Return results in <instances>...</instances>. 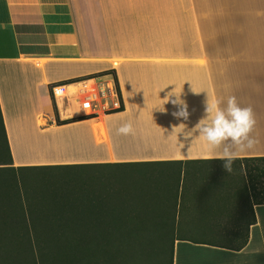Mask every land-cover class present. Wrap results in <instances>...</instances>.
<instances>
[{
  "label": "crops",
  "instance_id": "0c3cea01",
  "mask_svg": "<svg viewBox=\"0 0 264 264\" xmlns=\"http://www.w3.org/2000/svg\"><path fill=\"white\" fill-rule=\"evenodd\" d=\"M109 70L117 76L124 109L58 125L51 85ZM175 87L189 105L188 121L171 115V102L166 111L156 109ZM206 95L221 108L228 96L252 107L257 143L238 158L264 156V0H0V104L14 166L173 162L169 166L183 172L210 167L205 160L218 159L217 149L195 133L190 143L171 134L173 125L190 129L203 117ZM57 105L61 120L81 115ZM99 121L108 141L95 137L92 125ZM127 122L134 134L117 133ZM70 134H84L88 142L76 156L56 158L66 141L52 139L57 156L25 159L34 147L23 144L24 138ZM219 196L191 185L162 212L161 224L167 225L155 227L181 235L173 264H264V204L254 205L256 223L246 246L233 250L214 245L210 231L244 227L252 213L244 206L226 208Z\"/></svg>",
  "mask_w": 264,
  "mask_h": 264
},
{
  "label": "trees",
  "instance_id": "16d2710c",
  "mask_svg": "<svg viewBox=\"0 0 264 264\" xmlns=\"http://www.w3.org/2000/svg\"><path fill=\"white\" fill-rule=\"evenodd\" d=\"M108 74L119 88L113 70L94 76ZM53 105L58 125L91 118L61 120L54 100ZM207 161L210 167L201 165L193 172L169 166L173 162L14 166L0 104V264H173L174 243L181 235L155 226L167 225L161 224L162 212H169L179 190L191 185L216 190L220 204L231 210L250 208L252 218L244 227L210 231L214 245L240 250L256 223L254 205L264 204V156L237 158L231 172L220 159ZM104 168L125 169L131 182L106 185L104 192L50 184L70 169H91L89 175L96 177L116 172ZM32 173H40L44 184L35 186ZM139 173L143 176L133 181L131 175Z\"/></svg>",
  "mask_w": 264,
  "mask_h": 264
},
{
  "label": "clouds",
  "instance_id": "9594fccd",
  "mask_svg": "<svg viewBox=\"0 0 264 264\" xmlns=\"http://www.w3.org/2000/svg\"><path fill=\"white\" fill-rule=\"evenodd\" d=\"M181 92H177L175 87L164 99H161L164 101L162 107L156 109L166 111L164 105L171 102L176 109L171 115L177 120L188 121L189 105L181 98ZM219 103L210 100L206 95L203 102V117L190 129L184 123L173 125L171 134L179 135L184 142L190 143L195 133L218 150L217 158L222 160L223 169L231 172L233 162L240 154L252 149L257 143L252 135L256 119L252 107L240 106L235 96L227 97L225 108H221ZM117 132L127 136L134 134V129L132 124L127 122L122 124Z\"/></svg>",
  "mask_w": 264,
  "mask_h": 264
},
{
  "label": "rangeland",
  "instance_id": "374dc122",
  "mask_svg": "<svg viewBox=\"0 0 264 264\" xmlns=\"http://www.w3.org/2000/svg\"><path fill=\"white\" fill-rule=\"evenodd\" d=\"M49 101V100H48ZM55 101V100H54ZM48 104H50V101L48 102ZM54 108V105H53ZM57 110L59 112V108L57 105ZM52 111V110H51ZM51 111H48L51 113ZM53 114L54 110H53ZM113 118L109 117L108 121L112 120ZM88 132L90 131L89 128L87 127ZM73 136H77V138H73V139H65L66 135H61V137H59V141H57L58 143H64L65 141V145H60L61 148H64L63 150L59 151L58 153H60L61 155H65L66 157H70V156H76L78 154V150H80L81 146H84L86 143V137L84 134H71ZM65 136V137H64ZM25 142L23 141V144L25 143H29L31 146L33 145L34 148H32L30 151L27 150V152L29 151V153H32V158H39V159H43V155H48L47 158H53L52 156L54 155V151L52 152L47 150V148H52L50 146H52L51 140H49L48 138H41L38 139L36 136H32V140L31 138H24ZM48 140V141H47ZM54 141L56 139H53ZM47 142V144H46ZM50 142V143H49ZM20 149H23V144H21L20 142H17ZM46 146V148H44ZM43 151H42V148ZM25 150H22V153L24 154ZM49 151V152H48ZM26 152V153H27ZM33 152H34V156H33ZM49 154H48V153ZM45 153V154H44ZM56 153V154H58ZM59 155V154H58ZM57 156V155H54ZM27 160L31 159L30 158H25ZM128 170H136L135 168H127ZM141 169V168H139ZM91 169H70V170H65L64 172H62V174H60L62 176L61 179H55L53 181L50 182V184H61L64 185L65 187L68 186L69 189L75 190V191H81L84 189V185L86 186V191L97 187V191L98 192H104L105 191V186L106 185H111L112 187L114 185H118V186H122L126 187L131 181L130 180V175L126 173L125 169H111V168H104V171H116L115 174L111 173V176L107 175L106 177H96V176H91L89 174H91L92 171H90ZM143 171V170H142ZM144 172V171H143ZM86 173V174H85ZM143 173H139L135 178V174L131 175V177L133 178V181H137L138 177H142ZM32 178H34L33 180V184L35 186H40L41 184H44L43 179H41V174L40 173H32ZM47 185V184H46ZM45 185V186H46ZM131 185H133V183H131L129 186L131 187Z\"/></svg>",
  "mask_w": 264,
  "mask_h": 264
},
{
  "label": "built area",
  "instance_id": "2783aa9c",
  "mask_svg": "<svg viewBox=\"0 0 264 264\" xmlns=\"http://www.w3.org/2000/svg\"><path fill=\"white\" fill-rule=\"evenodd\" d=\"M51 94L56 104L61 99L66 111L80 116L100 118L124 109L121 92L114 75H98L75 79L67 83L51 85ZM58 92L62 95L58 97Z\"/></svg>",
  "mask_w": 264,
  "mask_h": 264
},
{
  "label": "bare ground",
  "instance_id": "6f19581e",
  "mask_svg": "<svg viewBox=\"0 0 264 264\" xmlns=\"http://www.w3.org/2000/svg\"><path fill=\"white\" fill-rule=\"evenodd\" d=\"M62 95V93L61 92H58V97H60ZM59 104H60V108L62 109V111H66V109H65V107H64V105H63V103H62V101H61V99L59 98ZM67 115V114H66ZM124 121V120H123ZM92 128H93V131H94V133H95V137L98 139V140H104V141H108L109 140V137H108V132H107V129H106V126H105V123L103 122V121H99V122H95L93 125H92ZM116 130V129H115ZM114 130V131H115ZM117 132V131H116ZM118 133V132H117ZM138 133V132H137ZM138 135V134H137ZM146 135V134H145ZM154 135H157L156 133L154 134ZM114 136V135H113ZM148 136H149V134H148ZM59 137H61V136H57V138H56V140L57 141H59ZM65 137V136H64ZM77 138L78 139V137L77 136H73V135H66V138L65 139H73V138ZM139 137V136H138ZM143 137V136H142ZM146 137V136H145ZM157 137V136H156ZM112 138V137H111ZM52 139H54V138H52ZM119 139H122V136H121V138L119 137ZM139 139V138H138ZM55 140V141H56ZM48 141V140H47ZM114 141H115V139H114ZM122 141V140H121ZM147 141V140H146ZM150 141H151V139H150ZM120 142V141H119ZM50 143V142H49ZM46 144H47V142H46ZM50 147H52V146H50ZM42 148V147H41ZM44 148H46V146L44 147ZM145 148H146V146H145ZM20 149V148H19ZM49 149H51L52 151H53V149H55V147H52V148H47V150H49ZM144 149V148H143ZM51 150H49V151H51ZM142 150V149H141ZM20 151H21V149H20ZM42 151H43V148H42ZM48 151V152H49ZM97 151H98V149H97ZM122 151H123V149H122ZM134 151H136V150H134ZM44 152V151H43ZM47 152V153H48ZM124 152V151H123ZM122 152V153H123ZM61 153V152H60ZM60 153H58L59 154V156L58 157H56V158H64V157H66L65 155H61ZM98 153V152H97ZM28 154V158H30V156H31V159H32V153L30 152H28L27 153ZM45 154V153H44ZM49 154V153H48ZM100 154V153H99ZM98 154V155H99ZM97 155V154H96ZM102 155V154H101ZM124 155V154H123ZM125 155H126V153H125ZM33 156H34V152H33ZM54 156V155H53ZM46 157V155H43V158H45ZM101 157V156H100ZM48 159V158H47Z\"/></svg>",
  "mask_w": 264,
  "mask_h": 264
}]
</instances>
